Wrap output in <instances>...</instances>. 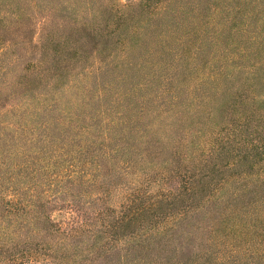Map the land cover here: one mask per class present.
Segmentation results:
<instances>
[{
    "label": "rangeland",
    "instance_id": "1",
    "mask_svg": "<svg viewBox=\"0 0 264 264\" xmlns=\"http://www.w3.org/2000/svg\"><path fill=\"white\" fill-rule=\"evenodd\" d=\"M0 39L10 264H264V154L215 158L264 141V0H0Z\"/></svg>",
    "mask_w": 264,
    "mask_h": 264
},
{
    "label": "trees",
    "instance_id": "2",
    "mask_svg": "<svg viewBox=\"0 0 264 264\" xmlns=\"http://www.w3.org/2000/svg\"><path fill=\"white\" fill-rule=\"evenodd\" d=\"M50 22H51V18H50V16H48L45 19V24L48 26ZM46 37L48 39L51 38L50 31H47L46 32ZM171 95L172 94H170V96ZM229 128L230 127H227L226 129H229ZM223 130H225V129H223ZM229 130H230V132L228 134V137H227V140L226 141H227V144H230V145L229 146H222V148L220 149V151L215 154L216 155L215 156L216 159H221L222 160V158L226 157L231 151L232 152L234 151L233 150V147L234 146H238L237 149L240 148L241 150L242 149L247 150L249 148L248 145H247L248 142L252 143L251 144V147H250L251 150L252 149H253V151H256L257 150L258 153L264 154V141L259 142L258 139H256V144H255L254 141L248 140V138H245L244 139L245 140L244 143H241V140H242L241 138H244V137H241L239 139V135L242 134V132L239 131L240 129H238L237 127H232ZM232 141H237L238 143L237 144H232ZM248 154H250V153H248ZM216 159H214V160H216ZM234 163L235 162L231 163V166ZM219 164L220 163H216V165H219ZM166 196H169V195H168V193H165V191H164L163 193H160L158 199L163 200L162 198H164ZM135 200H137V199H135ZM135 200H132V201L135 203L136 202ZM4 203H5V205L7 204L9 207L12 204L11 201H9V200L8 201H4ZM15 208H17L18 210L22 209L20 207L19 208L18 207H15ZM143 210L144 209L140 210L139 212H141ZM83 224H86L83 219L81 220L80 217H78L76 215H72V219H70L68 221L66 228H64V231L66 233V236L67 237H71V239H74V237L76 236V233L78 232L79 229L82 228V225ZM7 249H8L7 251H4L3 249H0V264H10V262H15L16 263V262L19 261L21 254L24 255V256L27 255V252H26L27 249H23L21 252H18L19 249L13 251L10 247H7ZM6 252H7V254H6Z\"/></svg>",
    "mask_w": 264,
    "mask_h": 264
}]
</instances>
